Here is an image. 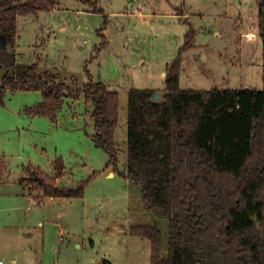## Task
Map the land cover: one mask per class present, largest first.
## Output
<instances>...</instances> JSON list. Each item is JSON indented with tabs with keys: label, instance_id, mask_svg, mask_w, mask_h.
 Wrapping results in <instances>:
<instances>
[{
	"label": "rangeland",
	"instance_id": "rangeland-1",
	"mask_svg": "<svg viewBox=\"0 0 264 264\" xmlns=\"http://www.w3.org/2000/svg\"><path fill=\"white\" fill-rule=\"evenodd\" d=\"M28 1L38 9L17 17V61L37 63L42 71L71 77L66 81L72 87L87 81L86 65L95 80L115 90L119 96L114 134L118 162L117 169L105 168L107 155L91 140L92 103L66 95L53 123L22 112L23 107L41 100L40 92L7 91L0 103V204L15 205L11 212L19 217L0 219V258L4 264H13L12 259L17 264H34V250L39 252L44 238V264L54 263L59 254L57 227L47 220L39 224L41 217H25L43 212V202L34 204L37 199L30 193L43 194L37 192L40 190L34 183H30L31 190L19 180L30 166L51 174L53 160L61 157L66 171L58 185L74 186L89 179L82 197H57L53 202L43 197L46 207L54 208L55 213L62 210V217H70L71 243L82 242L83 237L87 243L84 248L88 252L81 253L82 248L74 246L78 250L62 259L64 264L70 256L78 264H95L87 260L89 238L100 246V252L114 251L120 258L119 249L125 244L129 264H146V259L149 264V240H143L146 256L139 239L132 244L125 241L127 230L138 223L158 226L165 251L168 220L146 209L139 186L119 173L125 171L127 163V91L137 87L163 92L162 72L177 56L189 27L195 37L193 46L182 52L181 88H262L264 55L258 34L253 35L257 31V4L255 0ZM104 21L102 32L108 45L96 52L101 40L96 31ZM57 222L61 223L59 219ZM59 236L63 239L67 233Z\"/></svg>",
	"mask_w": 264,
	"mask_h": 264
},
{
	"label": "trees",
	"instance_id": "trees-1",
	"mask_svg": "<svg viewBox=\"0 0 264 264\" xmlns=\"http://www.w3.org/2000/svg\"><path fill=\"white\" fill-rule=\"evenodd\" d=\"M255 2L264 55V0ZM35 9L28 0H0V103L7 91H38L41 100L22 112L53 123L66 95L92 103L91 140L106 153L105 168L117 169L118 93L95 80L86 65L87 81L72 87L66 81L71 77L17 61V17ZM105 27L106 21L96 31V52L108 45ZM194 37L189 27L166 65L158 100L151 88L127 91V163L119 173L139 186L146 209L167 218L165 251L158 226L131 224L128 232L149 240V264H264V75L262 88H181L182 52ZM53 161L54 176L30 166L21 179L48 196L82 197L89 179L58 185L64 163L61 157Z\"/></svg>",
	"mask_w": 264,
	"mask_h": 264
},
{
	"label": "crops",
	"instance_id": "crops-1",
	"mask_svg": "<svg viewBox=\"0 0 264 264\" xmlns=\"http://www.w3.org/2000/svg\"><path fill=\"white\" fill-rule=\"evenodd\" d=\"M237 21H238V18H237ZM250 34L252 35L253 33H250ZM256 34H257V31L254 32V34H253L254 37L256 36ZM245 36H247V38L250 39V40L253 39L251 37H248L247 33L245 34ZM260 45H261V41H260ZM162 73L164 74L165 72L163 71ZM247 86L249 87V85H247ZM160 94H161V92H160ZM26 168L24 169V172L21 175L19 181H20V183H23V184L29 186L31 188V190H34L32 188V184H30L29 182L21 179L23 176H25ZM65 171H66V168L64 167L63 173L60 176L56 177V183L57 184L59 183V180L65 176ZM49 175L50 176H54V166H53V172L51 174H49ZM37 192L38 193H42V191H38V189H37ZM42 194H43L42 196H39V194H37V196H36V195H34V193L33 194L30 193V197L34 196L37 199V200L31 199L32 201L33 200L36 201V205H40V203L43 202V206H44L43 212H39L40 210H38L36 213L31 214L29 216L25 215V217H35V216L36 217H41L40 221L38 222L39 224H42L43 220H47L48 222H52V223H54L56 225V227H57V235H58V240H59V243L57 242L58 243L57 253H59V254H56V257H55V260H54L53 264H64L63 260H66V258L69 256V254L73 253L74 250H78V249H75V247L76 248H82V249L79 250L81 253L82 252H85V253L88 252V248L87 249L84 248L85 245L87 244L85 242V237H83V241L82 242L78 241V242L71 243V240L68 239V235L71 234L70 233L71 227H70V221H69L70 217H62L63 214H64V212L62 210H59V211H57L55 213L54 208H51L50 206L46 207L45 201L43 200V197H45V196L50 197L52 202L57 197L48 196V195H45L44 193H42ZM30 197H29V199H30ZM58 198H60V197H58ZM14 208H16L15 205L3 206L2 204H0V219H1V217H19V216L15 215L13 212H11V210L14 209ZM25 209L26 210H30V208L29 209L25 208ZM52 214H54V215L56 214L57 216L56 217H52L51 216ZM45 216H49V217H45ZM56 219H59L61 221V223H59V222L56 223ZM62 230L67 233V236H65L63 239L59 236L63 232ZM125 236H126V237H124L125 241L128 240V243H131V244H132V240L139 239V243L140 244H144V246H145V254L147 256V251H148L147 245H146V243H144L145 241H143L146 238H141L139 236L130 235L129 232H127V234ZM60 239H62V240H60ZM116 243H117V247H119L118 244H121V240L118 239V242H116ZM38 245H39V243H38ZM61 245L63 246L62 250H61ZM124 245L119 249V251L122 253V257L120 258L119 256L117 257V253L115 254L114 251L109 252V253H108V251H105V252L101 251L100 252V249H99L100 246L96 244V242H95V240L93 238H89V246H90L91 250L88 253L89 255H87V260L90 263H95V264H102V263H104V264H129L128 263L129 256H127V253H129V252L125 249ZM149 245H150V242H149ZM43 247H44V238L42 239V242H40V249L38 248L39 252H37V250H34L35 253H36L35 254V259H34V264H44ZM113 254H114V256H113ZM149 256H150V253H149ZM12 261H13V263H16L15 259H12ZM147 262L148 261L146 259V264H147ZM67 264H78V261H75V259H73L70 256L68 261H67Z\"/></svg>",
	"mask_w": 264,
	"mask_h": 264
},
{
	"label": "water",
	"instance_id": "water-1",
	"mask_svg": "<svg viewBox=\"0 0 264 264\" xmlns=\"http://www.w3.org/2000/svg\"><path fill=\"white\" fill-rule=\"evenodd\" d=\"M262 46V43H261ZM160 98V92L156 91L153 95H152V99L153 100H158Z\"/></svg>",
	"mask_w": 264,
	"mask_h": 264
},
{
	"label": "built area",
	"instance_id": "built-area-1",
	"mask_svg": "<svg viewBox=\"0 0 264 264\" xmlns=\"http://www.w3.org/2000/svg\"><path fill=\"white\" fill-rule=\"evenodd\" d=\"M34 202V204H36V201H33ZM28 208V207H27ZM0 264H4V260L3 259H1L0 258ZM13 264H17V263H13ZM102 264H104V263H102Z\"/></svg>",
	"mask_w": 264,
	"mask_h": 264
}]
</instances>
